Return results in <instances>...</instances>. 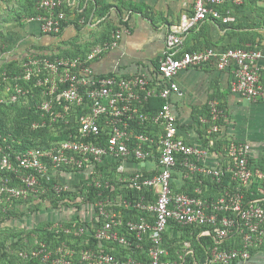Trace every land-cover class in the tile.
Here are the masks:
<instances>
[{"label":"built area","instance_id":"built-area-1","mask_svg":"<svg viewBox=\"0 0 264 264\" xmlns=\"http://www.w3.org/2000/svg\"><path fill=\"white\" fill-rule=\"evenodd\" d=\"M64 1L39 0L38 14L27 21L37 23L46 34L62 32L68 19ZM228 2L240 4L243 0H194L193 13L184 15L168 32L166 49L152 73H99L94 68V61L117 47L130 32L129 26L79 54H34L20 61V72L0 73V108L33 102L41 112L40 119L32 122L33 128L48 124L55 135L66 132V138L53 140L48 146L17 151L10 145L0 146V212L12 209L16 200L40 199L49 190L47 184L58 193L72 189L71 183L56 180L62 172L84 173L91 178L89 185L99 187L102 181L94 174L106 162L115 163L121 182L148 188L157 196L147 200L132 195L125 200L129 210L139 211L136 218H123L108 210L104 201L87 204L90 212L83 215L87 208L80 218L78 212L63 218L58 214L61 211L50 210L43 216L52 222L48 229L65 234L71 243L52 247L38 241L35 246L20 248L21 257L53 264H179L165 257L164 235L174 223L205 227L203 233L214 239L208 247L211 264L247 262L255 253L264 254V197L247 199L244 192L254 183L264 184V167L251 159L252 145L231 139L225 146V165L212 166L207 161L208 148L183 137L172 103L174 96L183 95L177 75L207 64L232 70V92L252 102L264 99L260 49L182 48L183 34L201 22L235 21L232 8H225ZM154 98L163 100L160 107H150ZM210 108L212 127L208 133L222 132L219 120L223 110L216 101L210 102ZM131 163L137 164L132 173L128 171ZM147 163H151L149 176L144 172ZM178 165L184 167L186 176L199 173L218 183L229 172L237 188L225 189L211 200L175 192L172 178ZM260 190L264 193V188ZM148 235L150 245L144 247ZM235 236L240 240L232 242ZM90 238L99 242L92 245ZM116 245L126 250L121 256L114 253ZM135 248L146 253L145 259L134 256Z\"/></svg>","mask_w":264,"mask_h":264},{"label":"crops","instance_id":"crops-1","mask_svg":"<svg viewBox=\"0 0 264 264\" xmlns=\"http://www.w3.org/2000/svg\"><path fill=\"white\" fill-rule=\"evenodd\" d=\"M11 5V2L4 1L2 6L4 10L1 7L3 14H0V22H4L7 30L4 32L3 40H0V61L6 54L25 55L32 49L35 52L39 51L37 53L43 52L41 54L76 55L103 44L112 38L115 31L129 26L130 32L122 37L118 46L105 51L93 63L99 73L117 70L129 74L154 71L166 49L168 32L172 26L180 24L184 15L193 13L194 0H65L67 24L62 34L57 36L44 34L35 22L24 20L21 23L12 18ZM107 5L109 9L106 14L101 15L104 6ZM229 7L233 9V14L235 13V21L229 24L211 19L201 22L183 34L182 48L203 50L213 47L217 51L227 47L260 49L263 53L259 61L260 80L264 87V0H243L240 4L228 2L225 8ZM21 60L23 59L18 61ZM232 78V70H219L214 64L190 67L177 75L176 79L183 95L174 96L172 103L182 123L181 132L189 142L208 148L207 161L212 166L225 165V146L231 139H237L252 145V161L264 167V99L252 102L232 92ZM211 101H216L223 110L219 120L222 132L219 133H208L212 127V122L208 121L211 116ZM209 136L212 137L213 143ZM103 165L110 166L109 170L116 169L114 162H106ZM150 165L151 163H147L144 168L148 173ZM136 169L137 164L131 163L128 167L131 173ZM178 169L176 167L173 173V189L185 193L186 178L192 175L186 176ZM117 174L118 181L121 182L120 174L118 172ZM59 178L72 185L89 180L84 173L70 172H62ZM122 184L128 185L127 182ZM196 191H200L199 185L196 186ZM150 192L155 195L153 191ZM143 197L147 200L153 199L150 193ZM119 198L122 199L121 196ZM85 206L89 210L75 212L80 215L86 210L83 215L87 214L90 212V206ZM72 210L67 216H63L64 211L58 214L63 218H69L75 213ZM110 210L121 214L123 218H136L139 213L131 209L126 213L118 212L114 208ZM196 230L171 225L164 235V246L167 250L165 257L179 264H211L199 245L202 243L204 246L207 244L210 246L209 241L204 239L210 235L204 234V229L201 232ZM149 245L148 235L143 246ZM137 249L139 248H135L133 254ZM144 254L146 257V253ZM233 264H264V254L255 253L249 261Z\"/></svg>","mask_w":264,"mask_h":264},{"label":"trees","instance_id":"trees-1","mask_svg":"<svg viewBox=\"0 0 264 264\" xmlns=\"http://www.w3.org/2000/svg\"><path fill=\"white\" fill-rule=\"evenodd\" d=\"M4 1L9 2V0H0V10L1 7L3 6ZM38 1L39 0H17V7L13 8L12 10V13L14 12L15 16H13L12 18L23 23V21L27 20L29 17L37 15ZM108 9H109L108 5L104 6V10L101 12V15L106 14V11ZM66 24L67 22L65 23V26ZM63 31L64 30H62V32ZM62 32L58 34H48V35L57 36L62 34ZM3 37H4V32L0 33V40H3L2 39ZM4 49L5 48H3L2 51H4ZM19 64L20 61H18L17 59L7 61L1 66L0 73H2L3 71H7L10 74L20 72ZM162 103H163L162 99L154 98L152 100V104L150 105V107L158 108L162 105ZM40 113H41L40 110L36 108L33 102L29 106L19 103L7 105V106L3 105L0 108V146L5 147L10 145L14 147V149L17 151L28 147L48 146L49 143L53 140L66 138V132H61L59 135H55L53 128L48 124L39 128H33L32 122L40 119ZM10 153L14 155L13 151H10ZM109 167L110 166L102 165L96 169V173L94 175L102 181L101 182L102 184L99 187H97L94 183L90 185L88 184L91 178L89 180H82L81 183L73 184L72 189L67 191H62L60 193H58L56 190L51 188L50 184L49 185L47 184L49 190L47 191V194H44L42 197L49 196L48 210H54L56 213L67 202L72 203L75 201L84 204L86 202H90L91 204L95 205L98 201H104L106 202L108 210L114 208L118 212L122 211L126 213L129 211V208L126 206L125 200L131 199L132 195H137V197H141L146 195L147 193H150V195H152V198L154 200L157 199V196L156 195L153 196V193L150 192L148 188L139 189L137 186L129 182H127L128 185L125 186L124 184H122V182L118 181V174L116 172V169L112 168L111 170H109ZM177 168H179L178 170L184 172V167L182 165H178ZM144 172L148 176L151 175L145 170ZM6 174L7 173L4 172V175ZM231 176H232L231 173L229 172L226 173L223 177V181L221 183H218L216 181H212L209 177H204L201 174L192 175L186 178L185 187L187 188V191H185V193L190 195H199L209 200L213 198L216 199L218 195L220 196L223 194L225 189L235 190L237 188V182L232 180ZM107 181H110V184L108 186L106 185ZM43 183L45 184V180H43ZM198 185L200 191L197 192L196 186ZM172 186H173V179H172ZM260 186L261 188H264L263 183L261 184L254 183L250 189H244L247 199L264 197V193L261 192ZM175 192H181V191L175 190ZM216 192L218 194L215 195ZM118 196H121L122 198L120 200V203L114 202V198H117ZM42 197L40 199H33V206L35 207L39 206V203H41L43 200ZM19 201L20 200H16L14 202L12 209L8 208L6 212H0V221L2 217H9L15 214H24V215L29 214V216L34 214L35 211L32 212L29 208L26 209L23 205L21 204L19 205L18 203ZM77 207H79V204H77ZM95 208L97 209V206H95ZM137 211L138 210H134V212ZM76 216L80 218L79 214H77ZM51 224L52 222L48 220L41 221L40 226L34 228L36 232H39V235L41 237L39 241H46L52 247L62 243L70 244L71 242L69 241L68 237L65 234L60 233L58 235L53 230L48 229V227ZM43 225L45 226L43 227ZM173 225H176L177 227H183V225L176 223H174ZM185 227L195 228L197 229L196 230L197 232H201L205 228L196 225H186ZM121 231L123 232L125 231V229L122 228ZM204 239L208 240L209 243L213 245L214 242L213 236L211 235L205 236ZM81 240L82 239L80 238L78 241ZM235 240L239 241L240 240L239 236H235L232 242ZM21 241H23V237H21ZM90 242H92L91 244L94 245L93 242L98 243L99 241L94 238H90ZM0 245L6 247L4 240L3 241L1 240ZM82 245L84 247H87L84 244ZM199 245L201 246L205 254V258H207L209 244L204 246L202 243H199ZM23 247H27V246L26 245L19 246L16 252V256L19 259L23 260L24 263L53 264L51 262L44 263L40 258L24 259L18 253L20 248ZM77 248L79 249L80 247L77 246ZM109 248L106 250H109ZM125 251H126L125 249L116 246L114 253L118 256H121V254H124ZM134 255H136V257L138 256V258L145 257V254L141 253L139 249L136 250ZM13 261H14L13 257H10L8 258L7 262L4 264L7 263L12 264Z\"/></svg>","mask_w":264,"mask_h":264},{"label":"rangeland","instance_id":"rangeland-1","mask_svg":"<svg viewBox=\"0 0 264 264\" xmlns=\"http://www.w3.org/2000/svg\"><path fill=\"white\" fill-rule=\"evenodd\" d=\"M9 2L12 3L11 7L12 9L17 7V2L15 3V0H9ZM9 7V8H11ZM4 10V7H2ZM9 11V10H8ZM2 10L0 11V14ZM12 17L15 16V13L11 14ZM7 30L4 22H0V33H3ZM39 51H31L28 52V54H19V53H10L6 54L2 57V60L0 61V68L1 66L10 60L14 59H24L29 58L31 55L34 54H41L37 53ZM59 182H63L64 180L59 178V176L56 177ZM42 202L39 203V206L35 207L33 206V199L30 200H20L22 202H18L19 205H23L26 209L29 208L32 212L37 211V214L30 215L29 214H15L11 215L9 217H2L0 221V242L1 240H4L5 246L0 245V264H4L7 262L8 258L13 257L12 264H26L23 262V260L19 259L16 256V252L18 250L19 246L26 245L27 247L35 246L38 241L40 240L39 232H36L34 228L37 226H40L41 221H47L49 220V217L46 216L45 218L43 216L48 214V206H49V196L42 197ZM114 202L120 203L119 196L114 199ZM90 202L81 203V202H67L61 209H59L61 212H63V216H67L72 211H80L83 209H87L85 205L89 204ZM77 204H79V207H77ZM39 207V208H38ZM31 212V213H32ZM44 218V220H42ZM47 219V220H45ZM45 225H43L44 227ZM44 229V228H43ZM21 237H23V241H21ZM7 259V260H6ZM9 264V263H7Z\"/></svg>","mask_w":264,"mask_h":264}]
</instances>
